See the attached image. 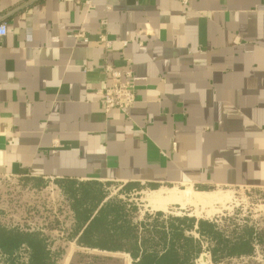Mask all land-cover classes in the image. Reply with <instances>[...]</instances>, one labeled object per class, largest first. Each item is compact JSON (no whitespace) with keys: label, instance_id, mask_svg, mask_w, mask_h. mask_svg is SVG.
Listing matches in <instances>:
<instances>
[{"label":"crops","instance_id":"0c3cea01","mask_svg":"<svg viewBox=\"0 0 264 264\" xmlns=\"http://www.w3.org/2000/svg\"><path fill=\"white\" fill-rule=\"evenodd\" d=\"M85 1L0 0V177L264 189V0Z\"/></svg>","mask_w":264,"mask_h":264},{"label":"trees","instance_id":"16d2710c","mask_svg":"<svg viewBox=\"0 0 264 264\" xmlns=\"http://www.w3.org/2000/svg\"><path fill=\"white\" fill-rule=\"evenodd\" d=\"M18 180L19 198L25 191L39 194L47 185L40 178ZM53 184L60 201V220L50 219L53 213L48 208L42 225L10 224L1 219L0 210V264H60L63 250L53 249L54 239L48 233L58 228L66 241L81 249L75 253L82 258L81 264L101 260L97 254L86 256L88 249L125 253L131 264H190L201 252L200 241L190 234L194 219L139 224L127 218L122 203L108 196L106 184L63 179ZM252 189L260 198L264 195L260 188ZM196 232L206 243L212 264H264V221L257 225L236 216L220 222L200 220Z\"/></svg>","mask_w":264,"mask_h":264},{"label":"rangeland","instance_id":"374dc122","mask_svg":"<svg viewBox=\"0 0 264 264\" xmlns=\"http://www.w3.org/2000/svg\"><path fill=\"white\" fill-rule=\"evenodd\" d=\"M45 181L47 185L41 193L33 194L25 191L19 198V180L0 177V210L4 215L1 219L10 224L26 221L29 225L39 226L43 221L45 222L44 212L50 208L51 214L53 213L50 219L56 217L60 220L57 190L51 181ZM105 187L111 199L123 204L127 218L141 224L159 225L161 221L171 218L220 222L229 216H236L239 219L248 218L257 225L264 221V195L260 198L249 187H215L206 191L207 193L201 189L192 190L188 186L178 185L157 187L155 192L143 186L136 187V190L127 189L126 186L117 183H107ZM187 189L191 194L179 195ZM172 192L176 193V196H171ZM200 192L205 194L200 201L190 198V195ZM157 214L160 215L155 216ZM152 216H155V219L150 218ZM48 233L54 239L53 249L63 250L60 264L82 263V258L75 254L81 249L66 241L59 228ZM84 253L86 256L99 255L101 260L95 262L96 264H131L130 257L125 253H107L89 249L84 250Z\"/></svg>","mask_w":264,"mask_h":264},{"label":"built area","instance_id":"2783aa9c","mask_svg":"<svg viewBox=\"0 0 264 264\" xmlns=\"http://www.w3.org/2000/svg\"><path fill=\"white\" fill-rule=\"evenodd\" d=\"M85 4L88 6H92L90 0H86ZM102 26V30L98 36L99 43L104 47L105 50H109L111 48V41L107 39V30H106V21L102 20L100 22ZM6 33V25L4 23L0 24V37L4 36ZM74 38L82 39L86 41V37L78 32L74 34ZM125 45V43H123ZM104 71H107L111 76L110 83L105 85L104 88L97 91V94L100 96V103L104 110H119L125 111L134 105L136 101V91L135 85L133 82V74L129 67L125 68L122 71H118L109 66H104ZM53 183L54 180L46 179ZM157 214L155 216H159ZM155 216L150 218L155 219ZM147 218V217H146ZM139 224H141L139 222ZM197 229V221H195L193 230L190 234L197 240L200 241L201 244V252L199 256L193 259L190 264H212V260L210 257V253L207 250V245L204 241H202L199 235L196 232Z\"/></svg>","mask_w":264,"mask_h":264},{"label":"bare ground","instance_id":"6f19581e","mask_svg":"<svg viewBox=\"0 0 264 264\" xmlns=\"http://www.w3.org/2000/svg\"><path fill=\"white\" fill-rule=\"evenodd\" d=\"M194 193V192H193ZM172 195L171 196H176L175 194L176 193H174V192H172L171 193ZM182 194H191V193H189V191H188V189L186 190V191H184V192H182V193H180L179 195H182ZM204 195L205 194H203V193H196L195 195H190V198H192L193 200H195V201H200V199L202 198V197H204ZM193 196V197H192ZM182 197V196H181ZM189 198V199H190Z\"/></svg>","mask_w":264,"mask_h":264}]
</instances>
